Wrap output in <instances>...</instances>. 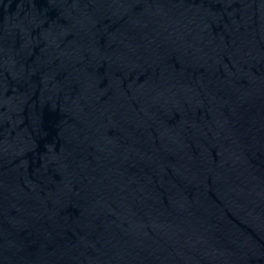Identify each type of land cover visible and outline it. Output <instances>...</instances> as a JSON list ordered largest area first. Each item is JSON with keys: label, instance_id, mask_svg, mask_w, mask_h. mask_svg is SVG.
<instances>
[{"label": "water", "instance_id": "1", "mask_svg": "<svg viewBox=\"0 0 264 264\" xmlns=\"http://www.w3.org/2000/svg\"><path fill=\"white\" fill-rule=\"evenodd\" d=\"M0 264H264V0H0Z\"/></svg>", "mask_w": 264, "mask_h": 264}]
</instances>
